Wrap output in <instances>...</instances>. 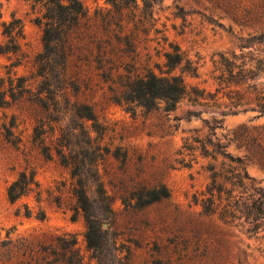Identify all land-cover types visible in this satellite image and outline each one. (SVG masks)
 <instances>
[{
  "label": "rangeland",
  "instance_id": "obj_1",
  "mask_svg": "<svg viewBox=\"0 0 264 264\" xmlns=\"http://www.w3.org/2000/svg\"><path fill=\"white\" fill-rule=\"evenodd\" d=\"M152 1L81 0L46 91L36 74L44 7L0 0V43L19 44L0 54V78L21 85L0 106V264H264V214H244L241 187L215 213L200 202L209 164L238 159L264 188V0ZM171 44L186 83L175 107L126 100L135 78L166 74ZM23 170L34 182L10 202ZM79 184L99 250L85 239ZM162 186L169 195L149 201Z\"/></svg>",
  "mask_w": 264,
  "mask_h": 264
},
{
  "label": "trees",
  "instance_id": "obj_2",
  "mask_svg": "<svg viewBox=\"0 0 264 264\" xmlns=\"http://www.w3.org/2000/svg\"><path fill=\"white\" fill-rule=\"evenodd\" d=\"M44 7V12L38 20L43 27V50L36 57L38 66L36 74L43 78V84L46 91H51L49 77L52 68L50 62L52 58L62 59L65 52L62 42L65 39L67 31L75 26L80 18L85 15V7L81 0H35ZM114 3L116 0H108ZM152 1V0H151ZM153 2V1H152ZM10 34V33H9ZM170 50L165 52V65L168 67L166 74L158 75L149 71L144 76L135 78L128 85L126 91V100L135 102L137 105L147 109L153 108L159 101H163L166 109H172L186 92V83L182 74L173 72L183 60L182 53L178 45H170ZM19 50L17 39L10 36L5 44L0 43V54ZM63 63H61L62 68ZM21 87V85H18ZM17 85H13L10 77L9 87L6 89L3 78H0V106L8 105L15 101L20 95ZM9 96V99H8ZM36 99L41 101L43 97L37 95ZM85 112L82 116L90 120H95L93 110L84 106ZM264 113V104L260 109ZM90 142H88L89 144ZM231 162L235 161L229 156ZM237 165H230V169L217 168L209 164L207 170L210 172V181L202 191L200 202L204 210L208 213H215L219 204L223 200L236 199L235 192L237 187H241L240 198L243 202L244 214L252 219L256 215L264 214V188L257 185L256 181L248 175L243 169L239 170L240 160H236ZM34 182V173L25 170L19 172L17 177L7 186L6 194L10 202H15L24 196ZM78 206L84 211L86 233L85 239L89 248L99 250L103 247V238L100 225L88 214L89 200L86 189L82 184L75 187ZM151 198L149 201L158 200L169 195L165 186L157 190L149 191ZM225 212L232 213V209Z\"/></svg>",
  "mask_w": 264,
  "mask_h": 264
}]
</instances>
